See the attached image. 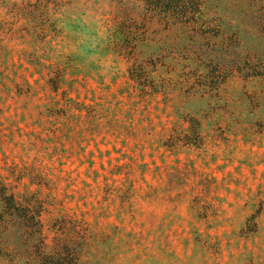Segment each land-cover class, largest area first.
Listing matches in <instances>:
<instances>
[{"label":"clouds","instance_id":"9594fccd","mask_svg":"<svg viewBox=\"0 0 264 264\" xmlns=\"http://www.w3.org/2000/svg\"><path fill=\"white\" fill-rule=\"evenodd\" d=\"M0 264H264V0H0Z\"/></svg>","mask_w":264,"mask_h":264}]
</instances>
